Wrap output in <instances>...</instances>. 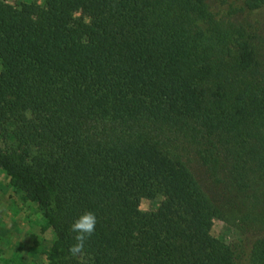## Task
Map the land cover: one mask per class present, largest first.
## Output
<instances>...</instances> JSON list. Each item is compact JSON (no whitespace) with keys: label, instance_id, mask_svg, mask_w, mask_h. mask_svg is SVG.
Wrapping results in <instances>:
<instances>
[{"label":"trees","instance_id":"16d2710c","mask_svg":"<svg viewBox=\"0 0 264 264\" xmlns=\"http://www.w3.org/2000/svg\"><path fill=\"white\" fill-rule=\"evenodd\" d=\"M257 11L0 0V169L42 211L50 264H264V237L245 250L211 233L223 193L248 206L245 229L264 225V61L232 19Z\"/></svg>","mask_w":264,"mask_h":264},{"label":"rangeland","instance_id":"374dc122","mask_svg":"<svg viewBox=\"0 0 264 264\" xmlns=\"http://www.w3.org/2000/svg\"><path fill=\"white\" fill-rule=\"evenodd\" d=\"M4 3L20 6L23 3H34L43 6L46 0H2ZM214 12H222L233 0H207ZM242 0H236L239 2ZM242 25L255 50L257 60L264 61V13L262 11L244 12L232 18ZM1 71V65H0ZM205 182L209 183L205 176ZM211 192V191H210ZM216 194V191H213ZM218 198V195H216ZM258 209L264 210V194L261 196ZM225 218L215 219L212 235L220 241L241 246L245 250L264 237V225L258 221L251 228L245 229L243 215L248 206L242 201L233 199L223 193ZM160 198L142 199L140 209L143 212L156 210ZM138 233V231H135ZM53 233L37 203L27 200L14 182L0 169V264H50L49 248Z\"/></svg>","mask_w":264,"mask_h":264},{"label":"clouds","instance_id":"9594fccd","mask_svg":"<svg viewBox=\"0 0 264 264\" xmlns=\"http://www.w3.org/2000/svg\"><path fill=\"white\" fill-rule=\"evenodd\" d=\"M97 217L95 213L89 211L78 217L71 225L70 231L73 232L75 244L70 246L69 252L73 256L83 253L84 245L95 232Z\"/></svg>","mask_w":264,"mask_h":264}]
</instances>
